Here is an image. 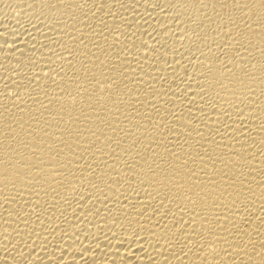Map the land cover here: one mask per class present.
Listing matches in <instances>:
<instances>
[{
	"label": "bare ground",
	"instance_id": "obj_1",
	"mask_svg": "<svg viewBox=\"0 0 264 264\" xmlns=\"http://www.w3.org/2000/svg\"><path fill=\"white\" fill-rule=\"evenodd\" d=\"M16 1L0 264H264V0Z\"/></svg>",
	"mask_w": 264,
	"mask_h": 264
},
{
	"label": "rangeland",
	"instance_id": "obj_2",
	"mask_svg": "<svg viewBox=\"0 0 264 264\" xmlns=\"http://www.w3.org/2000/svg\"><path fill=\"white\" fill-rule=\"evenodd\" d=\"M18 1H24V0H17L16 2H18ZM206 1H207L206 4L208 6V9H206V10L207 11L209 10L210 13L212 10L213 11L212 13L216 14V15L218 14V16L219 15L220 16L225 15V12L231 8V7H229V5H227L226 3L223 2L224 0H206ZM225 1H227V3H230V4L233 3V0H225ZM10 3H12V4H10ZM14 3H15V0H0V20L1 21L7 20V22H9L14 17L13 14L10 13L11 11L18 13V11H16L18 9L17 5L15 4L16 5V7H15ZM8 8L13 9V10L16 9V10L13 11V10H10ZM9 10H10V12H9ZM4 11L6 13L5 15H4ZM17 13H15V14L17 15ZM10 14H12V15H10ZM5 17H6V19H5ZM13 22H15V20L11 21L10 23H13Z\"/></svg>",
	"mask_w": 264,
	"mask_h": 264
}]
</instances>
